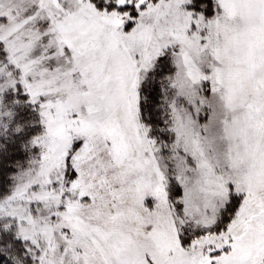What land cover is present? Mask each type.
Returning a JSON list of instances; mask_svg holds the SVG:
<instances>
[{
  "label": "snow or ice",
  "instance_id": "obj_1",
  "mask_svg": "<svg viewBox=\"0 0 264 264\" xmlns=\"http://www.w3.org/2000/svg\"><path fill=\"white\" fill-rule=\"evenodd\" d=\"M0 264H264V0H0Z\"/></svg>",
  "mask_w": 264,
  "mask_h": 264
}]
</instances>
